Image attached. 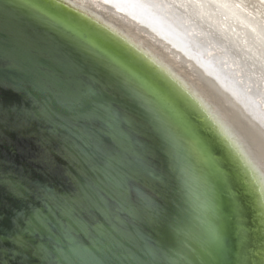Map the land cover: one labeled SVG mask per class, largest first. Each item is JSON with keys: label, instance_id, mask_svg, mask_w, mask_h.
I'll return each mask as SVG.
<instances>
[{"label": "water", "instance_id": "95a60500", "mask_svg": "<svg viewBox=\"0 0 264 264\" xmlns=\"http://www.w3.org/2000/svg\"><path fill=\"white\" fill-rule=\"evenodd\" d=\"M0 16L6 25L23 22L30 33L25 42L40 61L70 60L89 69L81 77L82 90L95 93L92 108L106 125L104 135L131 162L146 144L157 148L161 158L152 168L167 184L168 205L163 225L143 222L116 201L66 212L82 191L73 175L79 173V162L61 150L53 131L71 115L42 88L6 68L0 87V264H209L220 249L225 252V225L219 217H225L228 202L222 199L221 210L210 216L204 192L212 182L205 181L203 172L217 171L224 194L236 192L239 176L230 177L226 166L216 169L213 160L218 157L201 141V154L185 145L180 121L157 103L150 88L144 93L137 76H124L112 59L75 30L78 35L63 29L49 12L27 0H0ZM111 108L131 126L122 132L123 122ZM49 135L50 162L43 164L37 147ZM96 159L104 172L103 156Z\"/></svg>", "mask_w": 264, "mask_h": 264}, {"label": "bare ground", "instance_id": "6f19581e", "mask_svg": "<svg viewBox=\"0 0 264 264\" xmlns=\"http://www.w3.org/2000/svg\"><path fill=\"white\" fill-rule=\"evenodd\" d=\"M27 1L31 6L49 12L63 29L82 35L95 51L112 59L111 63L119 67L124 76H137L140 83L137 85L143 88V92L146 93V89L150 88L157 103L168 108L174 118L180 121L183 129L180 127L179 136L185 145L201 154L202 148L197 144L201 141L208 147L209 153L212 151L218 157L213 160L216 169L221 170L226 166L230 177L236 176L238 180L239 176L236 192L224 194L217 182V171L203 172L205 181L212 182L211 190L204 192L205 200L209 201L207 205L211 208L210 216L217 212V208L221 210L223 200L228 202L225 217H219L225 225L221 230V233H226L225 252L224 248L220 249V256L209 264H264V125L257 123L259 128L255 129L260 132H253L244 124L233 122L227 114L231 113V109H226L227 113L223 112L213 93L217 87V83L213 82L215 79L221 82L218 84L221 89L229 91L228 88L232 87L228 86V78H234L232 74L237 73L244 87L249 91L254 90L253 97L264 100V0H230L235 5L232 7L227 4L229 0H151L158 4L159 13H165L176 24L190 29L194 36L202 39L205 43L199 45L205 51H215L214 56H206L202 52L204 60L191 49L194 46H188L186 32L179 31L164 15H156V8H150L139 0H97L95 4H99L98 8L91 4L88 8L84 7L81 0H65L69 5H80L87 12L90 11L107 27L95 21L90 22L86 15L68 5L62 6L67 11L58 7L54 0ZM106 1L114 6L124 3L123 8L135 12L139 18H146L168 41L171 52L183 53L184 60H189L195 74L180 68L178 58L173 55L170 58L169 53L158 47L160 45L157 46L153 38L146 40L141 35L132 36L120 15L110 16ZM244 4L254 6L255 15L246 13ZM233 6L245 16L239 12L237 15L238 9ZM116 31L127 36L133 45ZM250 34L258 36L260 40L257 38L254 43L252 39L255 37H249ZM119 40L129 46L120 44ZM256 40L260 41L259 45ZM141 52H146L148 59H144ZM194 75L206 86L195 80L197 78ZM254 83L259 87L258 90L254 88ZM209 85H212V91ZM205 87L209 89L207 92L204 91ZM248 102L252 104V100ZM153 103L159 109L155 100ZM249 122L255 123L254 120ZM224 183L227 181L224 180ZM223 253L225 259L221 261Z\"/></svg>", "mask_w": 264, "mask_h": 264}, {"label": "snow or ice", "instance_id": "6c2138e0", "mask_svg": "<svg viewBox=\"0 0 264 264\" xmlns=\"http://www.w3.org/2000/svg\"><path fill=\"white\" fill-rule=\"evenodd\" d=\"M26 37L30 38V33L22 21L6 25L0 16V56H3L0 87L4 85L2 77L7 68L14 75L26 78L31 86L42 88L70 113L71 118L59 122L53 131L61 150L79 162V173L73 175L82 191L72 208H65V211L91 210L94 204L116 201L147 224H165L168 219L167 184L152 168L161 158L157 148L146 144L144 153L134 162L118 155L116 143L104 135L106 125L95 117L92 108L95 93L82 90L81 77L89 75V69L70 60L40 61L25 42ZM110 111L122 120V132L125 126H131L119 112L112 108ZM51 142L53 139L49 135L48 140L37 147L43 164L50 162ZM98 156H103L105 162L102 173L97 167ZM149 191L156 195H147Z\"/></svg>", "mask_w": 264, "mask_h": 264}, {"label": "rangeland", "instance_id": "374dc122", "mask_svg": "<svg viewBox=\"0 0 264 264\" xmlns=\"http://www.w3.org/2000/svg\"><path fill=\"white\" fill-rule=\"evenodd\" d=\"M54 1H56L58 7H62V6L67 7V5H68L69 7H71V9H76V10L80 11L81 13H83L84 15H86L87 20H90V22L92 21V23H94V21H95L96 23H100V25L107 27V25L105 23H103L101 20H99L95 16H93L90 11L87 12L86 10H84L83 7H81L80 5H77V3H76L77 6H72V5H69V3L65 0H54ZM74 1H76V0H74ZM81 1L84 2V5H83L84 7L88 8L90 6V4L92 6H95V8L99 7V4H95V3H97L96 2L97 0H81ZM220 1H222V0H220ZM231 1H233V0H231ZM139 2H141L142 4L143 3L146 4V6H150V8H156V12H158V14H156V15L162 14L165 16V13H163V12L159 13L158 4L152 2L151 0H139ZM227 2H228V0H227ZM227 2L224 1V3H227ZM105 3H107L108 9L110 10L108 12L110 14V16H113L114 14L120 15L122 17V19L125 21V24H127V26H125V28L132 34V36L133 35L134 36L141 35L142 37H145L146 40H149L148 38H153L154 42L157 43L156 45L157 46L160 45L158 47L162 48L165 53H169L170 58L172 55L174 57L178 58L177 60L179 62L180 68L183 67L187 71L193 72L189 60L188 61L184 60L185 58L183 56V53H181L180 51H179V53L171 52L170 44L168 43V41L158 31L155 30L154 26L151 25L150 22H148V20L146 18H144V17L139 18V17L135 16V12H131L130 9L123 8L122 6L124 3L120 4L121 6L120 5H116V6L109 5L108 1H106ZM227 4H228V6H231V7H232V5H234V3L230 2V0ZM225 5L226 4H224V6ZM244 5L247 8L246 13L248 12V13L255 15V9L253 8L254 6H252V5L249 6V4H244ZM66 7L65 8L62 7V8L67 11ZM234 9L237 10L238 8L234 7ZM238 12H239V9L237 10L236 14L237 15L239 13H240V15L242 14L241 12H239V13ZM70 13H73V12H70ZM243 15L244 14H242V16ZM165 17L173 24V26L175 28H178L179 31L186 32L187 36L186 35L185 36L187 38H185V40L188 43V46L189 47L194 46V48H191V49L194 51L195 54L200 55L199 57L202 60H204V56H202V52H204V54H206V56H208V54H210V56H214L215 51H213L211 49H210L211 50L210 52L205 51L204 48L199 45V44L202 45L205 42L202 39L194 36L195 34L193 35V33L190 32V29L183 28L181 25L176 24V21L174 22L173 20L170 19V17H167V16H165ZM128 18H130V19H128ZM81 19H83V17H81ZM112 31H115V30H112ZM117 33L122 35L119 32H117ZM260 33L262 35V32H260ZM250 35L251 36H249V37H252L254 34L253 35L250 34ZM122 36L125 37L131 45H133V42H131L127 36H124V35H122ZM254 37H253L254 39L251 38L253 42L255 39L258 38V36L254 35ZM258 40H260V38H258ZM118 42L120 44H124L125 46H129V45H127V43H121L120 40ZM259 42L260 41L256 40V43H258V45H259ZM130 48L134 49L132 46H130ZM171 48H172V46H171ZM145 53L146 52L142 53L145 57L144 59H148V56H146L148 54L147 53L145 54ZM160 54L163 57H165L169 62L172 61L169 57L163 55L162 53H160ZM210 61H212V60H210ZM162 63H164V62H162ZM171 63L175 64L173 62H171ZM209 64H210V62H209ZM211 65L214 66V64H211ZM160 67H163V66L160 64ZM219 67L220 66H218V69H219ZM193 73L195 74V72H193ZM232 76H234V78H228V76H227L228 82H229V85L228 84L227 85L229 87H232V88H228L230 92L227 91L226 89L224 91V89H221L219 87L221 82H218L216 79L213 81V82L217 83V87L214 84V86L216 87L215 91L213 92L216 96L215 95L214 96L220 102L219 106H221V109L223 110V112H226V109H228V108L231 109V113H227V112L226 113L230 116V118L233 119L232 120L233 122H235V123L240 122L241 124H244L247 128L251 129L253 132H255V130H256L255 128H257V129L259 128V126H257V123L259 124L261 122L264 125V100H262V98H260V100H258L257 96L253 97L254 96V92H253L254 90L249 91V89L245 88L244 85L242 84V81L240 79H238L237 73H235L234 75L232 74ZM195 77L197 78V79H195L193 77L195 80H197L202 85L206 86L203 83V81H199L197 76H195ZM209 86L210 87H208V88L210 89V91H212V89H213L212 85H209ZM208 88L205 87L204 91L207 92V90H209ZM254 88H256V90H258L259 87L255 84ZM262 92H264V91L262 90ZM248 100H252V104H254V106H252V104H250V102H248ZM250 120L251 121L254 120L255 123L252 124L251 122H249ZM256 131L260 132L258 130H256ZM262 190H263V188H262Z\"/></svg>", "mask_w": 264, "mask_h": 264}]
</instances>
